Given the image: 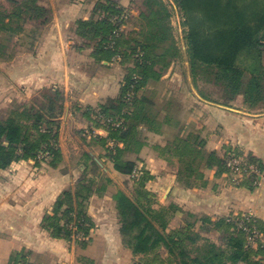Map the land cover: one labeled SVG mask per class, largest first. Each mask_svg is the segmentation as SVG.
Segmentation results:
<instances>
[{
	"label": "trees",
	"instance_id": "trees-1",
	"mask_svg": "<svg viewBox=\"0 0 264 264\" xmlns=\"http://www.w3.org/2000/svg\"><path fill=\"white\" fill-rule=\"evenodd\" d=\"M122 1L97 0L94 16L78 20L74 31L83 40V48H93L96 60L113 62L119 56L120 63L132 65L128 66L130 71L120 95L99 106L103 114L124 119L122 127L106 128L107 139L120 144L111 157L114 168L123 175L133 172L137 162L127 155L142 151L147 144L143 129H147L165 137V144L155 148L168 162L177 160L178 182L186 188H203L208 183V170L215 169L218 176L228 172L227 151L222 154L208 149L204 126L196 129L184 121L182 104L177 98L166 96L160 108L154 97L140 96L142 90L161 82L174 62L184 55L174 36L173 12L165 0H129L131 7L138 10L137 16L128 18L129 22H140V27L124 29L117 37L115 31L121 23L112 19H120L125 11ZM176 2L183 15V26L187 27V55L194 82L196 86L205 82L220 88L223 100L200 91L201 96L226 106L243 101L251 109L264 107V0ZM52 19V10L40 0H0V59L13 49L15 40L25 34L28 25L43 30ZM113 41L115 44L110 47ZM39 91L41 102L20 104L7 117L0 118V170L22 160L41 161L38 156L47 152L49 158L43 161L52 166L62 158L57 145L58 119L64 112L65 93L54 87ZM167 128H173L170 137ZM84 157L86 175L92 158L89 154ZM252 160L261 168V162L255 157ZM92 164L99 169L93 161ZM96 179H84L75 189L65 190L46 213L43 228L55 237L71 240V224L75 222L79 230L89 234L93 223L86 212L87 201L96 193L106 192L112 182L104 178L101 186L95 188ZM153 179L150 172L144 171L136 184L137 198L123 190L113 194L123 244L134 255L154 254L159 264H258L256 255L264 253V247H249L247 234L236 229L228 217L214 220L184 211L175 203L161 205L147 187ZM252 179L255 178L246 179L250 189H254ZM178 213L184 215V223L173 229L171 224ZM260 229L264 233V228ZM212 232L220 233L217 241L211 240ZM23 254H13L8 264H19L21 258L26 259Z\"/></svg>",
	"mask_w": 264,
	"mask_h": 264
},
{
	"label": "crops",
	"instance_id": "crops-1",
	"mask_svg": "<svg viewBox=\"0 0 264 264\" xmlns=\"http://www.w3.org/2000/svg\"><path fill=\"white\" fill-rule=\"evenodd\" d=\"M40 3L52 10V23L35 46L25 51L16 50L18 58L11 63L0 62V107L15 99H30L33 93L43 88L63 90L66 101L60 149L64 161H67L66 133L70 122L75 127L79 126L80 132L86 131L91 121L87 118L88 111L84 110L97 108L107 99L120 95L125 68L116 61L96 60L93 48H83V40L74 33L78 20H89L94 16L97 0H40ZM122 4L130 5V1L123 0ZM132 16L137 14L134 12ZM131 29L129 26L128 30ZM164 79L165 76L162 81ZM195 94L200 102L195 101L201 106L194 105V118L188 123L193 127L194 119L202 120L208 149L222 154L238 150L261 162V174L256 176L254 189L246 185V180L239 186L235 185L228 172L218 176L215 169L206 172L208 183L205 187L182 186L177 180V170L152 149L154 143H165V137L161 135H151L153 143L148 140V145L139 154H128L127 158L135 160L143 171L154 176L147 187L159 198L161 205L175 203L184 211L214 220L253 212L259 227L264 228V107L251 109L243 101H234L231 106L217 102L214 105V101L205 99L208 103ZM221 96L222 92L219 100H223ZM93 129L96 139L104 142L108 138L109 131L105 127L96 125ZM75 139L77 144L74 140V145L70 143L75 147V152L70 154L74 159L73 170L33 159L22 160L0 170L2 264H8L10 256L23 249L32 255V264H136L150 256H136L123 244L113 194L117 190H125L121 181L129 175L116 171L112 161L108 162L107 177L114 182V189L108 188L102 194L92 195L87 203L86 212L93 223L87 244L82 246L55 237L43 228L46 213L84 173V154L92 158L89 167L93 166V161L103 168L108 161L103 147L97 142L86 145ZM183 218L184 215L178 213L172 228L183 225ZM256 262L264 264V253L256 255Z\"/></svg>",
	"mask_w": 264,
	"mask_h": 264
},
{
	"label": "rangeland",
	"instance_id": "rangeland-1",
	"mask_svg": "<svg viewBox=\"0 0 264 264\" xmlns=\"http://www.w3.org/2000/svg\"><path fill=\"white\" fill-rule=\"evenodd\" d=\"M165 1H166V3H168V5L170 6V9L173 12V15L171 17V23L174 26V36L176 38V41L180 45L184 55L182 56V58H180V60H177L176 62H174L172 67L166 72V74L164 75L165 76L164 81H161L157 84H154V85L147 87L146 90H142L144 92L141 91L140 92L141 95L140 94L139 95L142 96V94H145V95L154 97V99L160 103V108H162L163 105L165 104V101L163 99L166 96L167 97L172 96L173 98H177L182 104V108H183L182 115L184 117L183 119H184V121L189 122L190 120H192L194 118V116L192 115V113H194V111H193L194 105L195 106L196 105L201 106L199 103H196V101H195V99H197V101L200 102V100H198L197 95L195 93H197L199 95L200 91H202L205 95L211 96L213 99L218 100V99H220L221 89L213 86L212 84L211 85L208 83L205 84V82H198L197 84H199V85L196 86L194 79H193V75L191 73L190 64L188 62L187 45H186V39H185L187 27L183 26V15L180 12V9H179V6H178L176 0H165ZM5 4L8 5L6 2H5ZM136 9L131 7V5L126 6V9H125V11H123V14L121 16V18H123V20L121 19L123 29L128 30L129 26L131 28L140 27V24H139L140 22H138L136 24L134 22L133 23L129 22V19H127L128 17H131V15H133L134 12L136 14H138V10H136ZM116 20H117V22H119L118 19H116ZM49 25L44 26L43 30H42V28H34L31 25H28L26 27L25 34L23 36L18 37L17 38L18 41H16L17 39L15 40V44L13 45V49L11 48L8 51L7 55H5L4 57H2V59H0V62L11 63L12 61H14L15 59L18 58V56L15 55L16 50L20 49L21 51L22 50L25 51V50L31 49L32 46H35L36 42L39 41L40 37L42 36L40 34L41 31L43 33L45 31V29L49 27ZM116 62L120 63V59ZM123 66L125 68V76H127L128 72L130 71L129 69L132 65H123ZM128 66H130V67H128ZM124 80H125V77H124ZM192 87H193V89H192ZM39 92L40 91L33 93L32 96L30 97V99H28V98L25 100H24V98L22 100L15 99L13 101L6 103V105L0 107V118L7 117L9 115V112L14 107H16L20 104H25V105H31L34 103L38 104L39 102L42 101L41 93L39 94ZM199 96H201V94ZM191 97H193L194 99H192ZM126 110H128V109L125 108L124 112H126ZM175 110H177V109H175ZM87 111L89 113L87 118H89V120L91 121V123H89V127L86 129V131L80 132L81 128L79 126L75 127V124L73 125L72 122H70V125L68 127V132L66 133V137H67L66 153L69 154L68 157H66L67 161H64V158L62 157L60 161H57L54 163L57 164L56 165L57 167L63 166V167H66L67 169H72L73 167H75L73 165L74 159L70 156V154L72 152H75L74 151L75 147H71L70 143L73 144L72 140L75 141V144L78 143L75 138H77L78 140H80V142H82L83 144H86V145H90L94 142H97L101 147H103V154L105 157L108 158V161L103 164V165H105V166H103V168L99 167V169H95L96 168L95 166L91 167V165H90V168L88 169V173H86V175L84 173L82 174L81 178L78 179L74 183V185L72 186L73 189H75L77 187V184L80 183L82 180L86 179L85 181H87L88 178H91V177L97 178L96 179L97 183L95 185V188H98L99 186H101V184L104 182V178H107V176H108V165H109L108 162L112 161L111 160L112 154L114 155L117 151V147L120 146V144H119V145H117V147L116 146L112 147V144H110L111 143L110 140L107 139L106 142H103V140L96 139L97 137L93 136L94 135V133H93L94 129L93 128L96 125L97 126H103L105 128L110 127V126L108 125L107 122H103L98 118L97 112H101L100 107L87 108L84 110V112H87ZM81 114H84V113L81 112ZM64 115H65V108H64V112H63L62 116L58 119L60 127H59V136H58V142H57L58 144L57 145L59 146V148H60V129H61L62 119H63ZM108 117L115 118L113 116H108ZM160 120H162V118H160ZM194 120H195V122H194L195 128L199 129L203 125L202 120H200L198 117ZM143 130H144L143 131L144 140H147L146 145H148V143H149L148 140L153 143V141L151 139V135H155V133L147 131V129H143ZM165 130H166L168 136L170 137V135L172 134L173 128H167ZM166 138H167V136H166ZM156 145H157L156 143L152 144V149L159 155L160 153L155 148ZM233 152L239 153L240 155L244 156V158L249 160V162L254 163L251 156H248L247 154H244L241 151L239 152L238 150H236V151L233 150ZM44 156H45V153L40 154L38 156V159H40L42 161L41 163H48V162H45L43 160H48L49 156L45 157V158H44ZM61 156H62V153H61ZM160 157L162 159H164V157H162V156H160ZM50 161H52V159ZM138 165H140V164H138ZM170 166H171V168L174 167V169L177 170V168H178L177 160H174V163H170ZM252 176L255 178V179H252V186L255 188L256 187V177L254 175H252ZM139 181H140V179L139 180H133L129 176V177H124V179H122L121 183H122V187L125 189L124 191L128 195H130L133 198H137V195H136L137 186H136V184L139 183ZM243 182H242V184H243ZM87 183H89V182H86L85 184H87ZM113 184H114V182H111L109 184V188L114 189ZM147 186H148V184H147ZM156 200L158 201V203H160V200L157 196H156ZM88 201H87V203H88ZM231 216H233V215H231ZM171 228H172V224H171ZM219 236H220V233L212 232L210 234L211 240H214V241H217L219 239ZM70 241L74 242L75 244L83 246L90 241V236H89L88 240L81 241V240H75V239L71 238ZM19 252L24 253L23 255L26 256V259L21 258L19 260V264H32L30 262L31 261L30 257L31 258H33V257L28 250L23 249ZM17 253H18V251L15 252L14 254H17ZM163 256H165V255H163ZM145 262H147L148 264H159L157 257L154 254L148 256V258L145 259ZM0 264H2L1 259H0Z\"/></svg>",
	"mask_w": 264,
	"mask_h": 264
},
{
	"label": "built area",
	"instance_id": "built-area-1",
	"mask_svg": "<svg viewBox=\"0 0 264 264\" xmlns=\"http://www.w3.org/2000/svg\"><path fill=\"white\" fill-rule=\"evenodd\" d=\"M129 18V17H128ZM127 18V19H128ZM117 18H113L112 20L115 23H121L123 18L118 19L119 22L116 20ZM122 19V20H121ZM122 23L120 24V27L115 31V35L118 37L119 34L123 31ZM115 42L110 43V47H113ZM120 59L119 56H116L113 58V62L118 61ZM98 118L103 121L107 122L108 125L114 129L120 128L124 124L123 118H111L107 115L97 112ZM110 144H112V147L119 145L117 142L110 140ZM49 156V152L47 154L45 153V157ZM226 166L228 169V173L231 176L232 182L239 186L242 184V182L254 175L259 176L261 174V168L258 164L249 162L244 156L240 155L236 152H228L226 156ZM144 171L142 170V167L140 165H136L133 172L129 175L130 178L133 180H139ZM228 220L234 225V227L238 230H242L247 234V240H248V246L251 248L256 247H264V233L261 231L258 220L253 212H244L241 214H236L233 216H229ZM71 228L73 230L72 238L75 240H88L90 234H86L84 231L79 230V224H76L75 222L71 224Z\"/></svg>",
	"mask_w": 264,
	"mask_h": 264
},
{
	"label": "water",
	"instance_id": "water-1",
	"mask_svg": "<svg viewBox=\"0 0 264 264\" xmlns=\"http://www.w3.org/2000/svg\"><path fill=\"white\" fill-rule=\"evenodd\" d=\"M199 96V95H198ZM201 99H203L204 101H207L205 100V98H203L202 96H199ZM208 103H210L209 101H207ZM214 105H216L215 103H213Z\"/></svg>",
	"mask_w": 264,
	"mask_h": 264
}]
</instances>
